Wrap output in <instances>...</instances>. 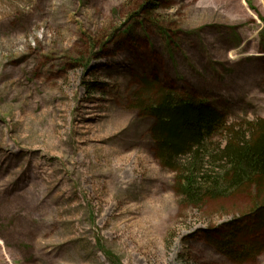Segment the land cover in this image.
Segmentation results:
<instances>
[{
	"label": "rangeland",
	"instance_id": "374dc122",
	"mask_svg": "<svg viewBox=\"0 0 264 264\" xmlns=\"http://www.w3.org/2000/svg\"><path fill=\"white\" fill-rule=\"evenodd\" d=\"M161 91L264 120V0H0V264H264L216 246L264 188L185 201L226 161L161 165Z\"/></svg>",
	"mask_w": 264,
	"mask_h": 264
},
{
	"label": "trees",
	"instance_id": "16d2710c",
	"mask_svg": "<svg viewBox=\"0 0 264 264\" xmlns=\"http://www.w3.org/2000/svg\"><path fill=\"white\" fill-rule=\"evenodd\" d=\"M158 5L153 3V9H158ZM144 110L154 121L152 137L155 155L162 166L177 171L176 165L181 157H190L192 160L196 156L194 162L199 164L203 157L200 153L210 150L211 154L207 155L226 161L224 174L219 180L205 179L209 184L206 191L196 185L195 176L187 178L182 190L185 201L193 200L191 203L194 204L203 197L249 188L253 183L264 188V120L231 125L227 115L212 103L164 91H161L157 101ZM215 138L220 139V142L214 145L213 141H219ZM198 155L202 157L198 158ZM192 171H195L194 166ZM220 181L225 186L224 191L218 190L217 183ZM245 219L252 223L230 234L232 241L216 242L218 250L234 260L238 255L243 259L251 253L258 254L264 248V242L250 239L254 234L264 231V204L255 207ZM236 249L241 251L236 252Z\"/></svg>",
	"mask_w": 264,
	"mask_h": 264
}]
</instances>
